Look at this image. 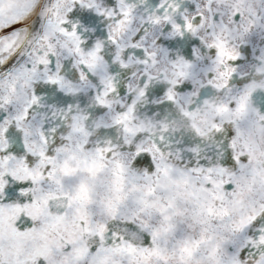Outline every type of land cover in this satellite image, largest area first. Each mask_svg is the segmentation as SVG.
I'll return each instance as SVG.
<instances>
[{"label": "snow or ice", "instance_id": "6c2138e0", "mask_svg": "<svg viewBox=\"0 0 264 264\" xmlns=\"http://www.w3.org/2000/svg\"><path fill=\"white\" fill-rule=\"evenodd\" d=\"M0 264H264V0H0Z\"/></svg>", "mask_w": 264, "mask_h": 264}]
</instances>
